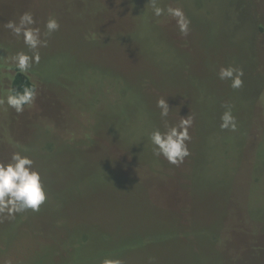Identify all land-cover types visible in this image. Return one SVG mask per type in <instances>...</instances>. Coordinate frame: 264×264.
Wrapping results in <instances>:
<instances>
[{
    "label": "rangeland",
    "instance_id": "1",
    "mask_svg": "<svg viewBox=\"0 0 264 264\" xmlns=\"http://www.w3.org/2000/svg\"><path fill=\"white\" fill-rule=\"evenodd\" d=\"M157 2L184 10L187 35L149 0H0V98L29 52L5 23L31 12L47 39L33 103L0 104V161L29 155L48 190L0 217V264H264V0ZM228 65L240 89L219 79ZM189 115L190 155L156 156L151 131Z\"/></svg>",
    "mask_w": 264,
    "mask_h": 264
},
{
    "label": "clouds",
    "instance_id": "2",
    "mask_svg": "<svg viewBox=\"0 0 264 264\" xmlns=\"http://www.w3.org/2000/svg\"><path fill=\"white\" fill-rule=\"evenodd\" d=\"M154 17L169 16L175 19L180 33L187 35L190 20L180 7H161L157 0H149ZM36 21L31 12H25L19 17V22L9 20L4 27L11 31L17 38L23 37V42L29 52L20 51L15 54L13 60L20 72H26L32 63L40 62V54L36 51L42 46H47V39H41L39 27H33ZM45 37L60 29L59 20L50 16L45 23ZM219 79L230 81L232 89H240L244 84V70L228 65L222 66L218 72ZM35 92L25 87L22 91L10 89L6 97L0 98V104H7L17 113L24 111L25 106L34 101ZM160 109V116L166 118L169 115L170 106L166 98H159L156 103ZM220 128L222 130L236 131L238 128L236 117L231 107L226 106L222 113ZM193 124V118L189 115L183 117L177 124H165L164 129L156 128L149 134V140L154 146L156 156H163L170 164L179 165L190 155L188 142L191 140L189 129ZM35 161L21 151L12 153L9 161H0V217L14 218L18 213L27 210L39 211L42 204L48 198V190L45 186L41 171L34 167ZM105 264H120L119 261H106Z\"/></svg>",
    "mask_w": 264,
    "mask_h": 264
},
{
    "label": "trees",
    "instance_id": "3",
    "mask_svg": "<svg viewBox=\"0 0 264 264\" xmlns=\"http://www.w3.org/2000/svg\"><path fill=\"white\" fill-rule=\"evenodd\" d=\"M25 87L33 89L34 92L37 90V86L30 75L17 70L11 83V89L22 91Z\"/></svg>",
    "mask_w": 264,
    "mask_h": 264
}]
</instances>
